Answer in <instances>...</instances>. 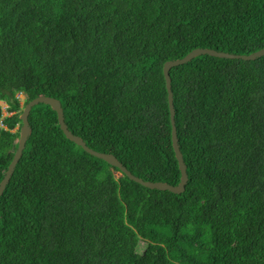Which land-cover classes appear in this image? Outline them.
<instances>
[{
	"label": "trees",
	"instance_id": "16d2710c",
	"mask_svg": "<svg viewBox=\"0 0 264 264\" xmlns=\"http://www.w3.org/2000/svg\"><path fill=\"white\" fill-rule=\"evenodd\" d=\"M195 49H264V0H0V183L45 96L91 149L179 185L164 66ZM169 73L185 191L130 180L41 103L0 197V264H264V56Z\"/></svg>",
	"mask_w": 264,
	"mask_h": 264
},
{
	"label": "water",
	"instance_id": "95a60500",
	"mask_svg": "<svg viewBox=\"0 0 264 264\" xmlns=\"http://www.w3.org/2000/svg\"><path fill=\"white\" fill-rule=\"evenodd\" d=\"M201 55H209L217 58H225V59H242L245 61H253L258 58H261L264 56V49H261L255 53H252L250 55H234L224 52H218L211 49H195L191 53H189L186 57L183 59H178L174 61H168L165 63L164 66V76L166 81V88L168 92V103H169V109H170V120L172 125V144L173 148L176 154L177 161L179 163V169L181 172V179L180 183L177 186H172L167 183H161V182H150L145 181L135 175H133L114 155L112 154H106V153H100L97 152L90 147L86 145V143L81 139L80 137L74 135L72 132L69 131L68 126L65 123L64 114L61 102L55 98L52 97H45L40 96L32 101H30L23 109V112L20 116V121H22V127L20 129V138L18 141V149L14 155V158L8 168V171L3 179V181L0 183V197L2 196L4 190L6 189L13 173L15 170L16 165L18 164L19 160L21 159V156L23 154V151L26 147L27 140L29 136L32 133V128L29 124V114L33 107L43 103L45 105H49L58 116V122L60 125L61 130L69 139L70 141L74 142L76 145L82 147L87 153H89L92 156H95L97 158H100L104 161H106L109 165L116 167L120 170L121 174L126 175L130 180L141 184L142 186L149 188V189H158L160 191H170L175 194H181L185 191L186 185L188 183V175H187V167L182 155V152L180 150L179 146V140L177 136V128L175 124V108H174V95L172 92V85H171V77L169 71L172 67L179 66L186 64L193 60L194 58L201 56Z\"/></svg>",
	"mask_w": 264,
	"mask_h": 264
},
{
	"label": "rangeland",
	"instance_id": "374dc122",
	"mask_svg": "<svg viewBox=\"0 0 264 264\" xmlns=\"http://www.w3.org/2000/svg\"><path fill=\"white\" fill-rule=\"evenodd\" d=\"M21 97V102H22V105L24 104V97H23V95H19V98ZM4 105H6L4 102H1L0 101V106H2L3 107V110H5L4 109ZM0 127H3V124H2V120H0ZM18 141H19V139H18ZM17 141V142H18ZM18 149V148H17ZM118 176H120V174L119 173H117L116 174V177H118ZM143 248H144V243H141L140 244V248H139V251L141 252V251H143Z\"/></svg>",
	"mask_w": 264,
	"mask_h": 264
},
{
	"label": "clouds",
	"instance_id": "9594fccd",
	"mask_svg": "<svg viewBox=\"0 0 264 264\" xmlns=\"http://www.w3.org/2000/svg\"><path fill=\"white\" fill-rule=\"evenodd\" d=\"M24 97V96H23ZM20 99H21V97H20ZM24 99H25V97H24ZM25 101V100H24ZM7 106V105H6ZM7 108V107H6ZM21 127H22V121H21V126L20 125H17V129H19V131H20V129H21Z\"/></svg>",
	"mask_w": 264,
	"mask_h": 264
},
{
	"label": "crops",
	"instance_id": "0c3cea01",
	"mask_svg": "<svg viewBox=\"0 0 264 264\" xmlns=\"http://www.w3.org/2000/svg\"><path fill=\"white\" fill-rule=\"evenodd\" d=\"M6 107H7V106H6V105H4V109H5V111H6Z\"/></svg>",
	"mask_w": 264,
	"mask_h": 264
}]
</instances>
